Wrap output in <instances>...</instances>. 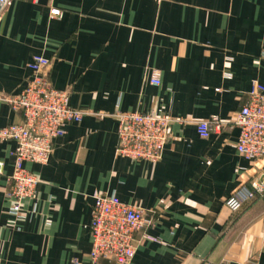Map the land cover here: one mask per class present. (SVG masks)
<instances>
[{
	"label": "crops",
	"instance_id": "1",
	"mask_svg": "<svg viewBox=\"0 0 264 264\" xmlns=\"http://www.w3.org/2000/svg\"><path fill=\"white\" fill-rule=\"evenodd\" d=\"M37 55L86 114L48 163H25L40 183L20 217L9 212L16 142H0V264L87 263L96 192L156 211L130 264H264V194L238 211L226 203L264 160L240 155L237 126L198 129L232 120L264 85V0L14 1L0 15V127L22 120L1 97L22 92ZM118 111L175 119L159 162L117 154Z\"/></svg>",
	"mask_w": 264,
	"mask_h": 264
},
{
	"label": "built area",
	"instance_id": "2",
	"mask_svg": "<svg viewBox=\"0 0 264 264\" xmlns=\"http://www.w3.org/2000/svg\"><path fill=\"white\" fill-rule=\"evenodd\" d=\"M14 1L17 0H0V15ZM51 14L60 16L62 11L52 8ZM29 67L31 75L22 92L1 97L14 111L23 115L21 121L0 127V142H16L12 152L14 169L8 177L12 200L9 212L16 217L23 216L25 201L35 199L40 183L38 176L28 170L25 163H48L54 152V140L66 133L70 123L80 122L86 114L85 110L70 105L68 91L52 85L49 59L37 55ZM151 82L160 84L158 73H154ZM116 119L118 155L153 164L161 160L174 118L156 111H118ZM227 126H237L240 130L236 144L240 155L250 161L264 160V85H253L247 101L232 120L212 116L199 121L198 129L206 138ZM3 169L4 162L0 160V173ZM263 194L264 169H260L248 184L234 191L226 203L233 211H238L257 195ZM93 199L89 224L92 248L88 262L83 263L76 258L71 264H100L103 258L113 264H130L138 248L136 233L154 225L156 211L126 203L116 194L96 192Z\"/></svg>",
	"mask_w": 264,
	"mask_h": 264
}]
</instances>
